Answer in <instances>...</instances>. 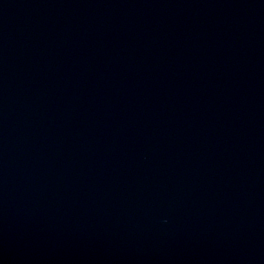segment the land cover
<instances>
[{"label":"water","instance_id":"1","mask_svg":"<svg viewBox=\"0 0 264 264\" xmlns=\"http://www.w3.org/2000/svg\"><path fill=\"white\" fill-rule=\"evenodd\" d=\"M0 264H264V0H0Z\"/></svg>","mask_w":264,"mask_h":264}]
</instances>
